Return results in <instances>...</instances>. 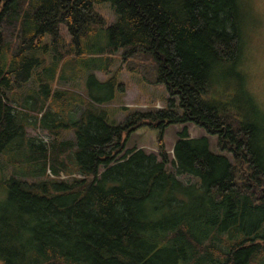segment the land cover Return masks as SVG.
<instances>
[{"label": "trees", "instance_id": "obj_1", "mask_svg": "<svg viewBox=\"0 0 264 264\" xmlns=\"http://www.w3.org/2000/svg\"><path fill=\"white\" fill-rule=\"evenodd\" d=\"M96 4H109L113 21ZM242 8V0H0V153L19 165L0 181V264H264V111L237 67ZM119 50L152 59L166 108L110 120L102 103L124 86L94 70L109 72ZM82 57L101 61L85 70L104 93L54 92L51 81L69 78L63 65ZM229 66L244 82L230 84ZM30 80L37 91L21 95ZM29 112L54 139L65 129L72 136H28ZM141 122L161 135L192 122L217 135L218 150L183 128L171 172L164 149L126 148ZM49 169L69 178H49Z\"/></svg>", "mask_w": 264, "mask_h": 264}, {"label": "rangeland", "instance_id": "obj_2", "mask_svg": "<svg viewBox=\"0 0 264 264\" xmlns=\"http://www.w3.org/2000/svg\"><path fill=\"white\" fill-rule=\"evenodd\" d=\"M242 40H244L241 58L237 61V67L246 75V86L253 95L259 108L264 111V0H242ZM97 12L103 17L106 23H110L114 19V13L109 4H96ZM62 35L66 42L70 41L66 28H61ZM68 52V51H67ZM66 52V54H67ZM50 59H47L49 61ZM112 63L109 65V72L102 70H94L95 75L100 80H104L112 74L117 75L118 82L124 86V92L117 93L113 100L109 103H102V106L108 111L111 121L116 123L122 122L130 113L156 111L166 108L167 98L170 96L165 86L156 81L155 64L149 56L134 54L126 56L119 50L111 55ZM63 65V69L68 72L67 79H55L50 82L51 89L56 91H64L72 95H80L87 98L90 92L102 95V89L95 88L88 80V72L85 70L90 64H101L99 59H73L68 60ZM235 66L228 67L230 72L227 73L228 78H234L235 85L241 79V72ZM81 69L77 76L70 77L73 70ZM73 78V79H72ZM37 91V83L30 80L19 93L21 95L34 94ZM58 108V105L56 104ZM54 108V107H53ZM64 121L70 120L68 112L61 107ZM80 107L76 106L73 116H77ZM34 115L39 117L40 114L29 112L30 124L26 128V134L37 140H43L46 143L52 141L59 142L72 136L69 129H65L57 138L54 139L53 134L43 129L39 122L34 123ZM142 124L136 128L132 126V132L126 143V148L137 147L142 148L146 152L159 154L164 149L168 158L167 168L171 172H175V166L171 163L174 158L173 147L178 139L179 132L185 128L191 137L206 136L209 140L210 148L213 151L218 150L217 135H211L205 132L192 122L183 124H168L163 129V134H159V130L155 127L156 123L141 122ZM155 124V125H154ZM127 134V132H126ZM13 170L19 169V165L14 161L6 159L5 154L0 153V181L13 174ZM54 176L49 169L46 175L49 178L68 179L69 175L65 172ZM20 176V174H16ZM72 176L80 177V175L72 174ZM177 178L185 183L195 182V178L189 175H177ZM6 195V188L0 185V201Z\"/></svg>", "mask_w": 264, "mask_h": 264}]
</instances>
